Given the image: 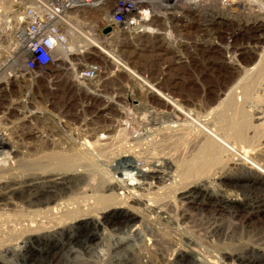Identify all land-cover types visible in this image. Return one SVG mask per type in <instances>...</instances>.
Here are the masks:
<instances>
[{
	"label": "bare ground",
	"instance_id": "1",
	"mask_svg": "<svg viewBox=\"0 0 264 264\" xmlns=\"http://www.w3.org/2000/svg\"><path fill=\"white\" fill-rule=\"evenodd\" d=\"M208 1H201L202 5L206 6L205 8L208 5L209 8H212H210L211 13H209L205 26L207 27L205 32L208 36L207 45L212 42L211 27L220 26L224 23L242 26V30L255 33L256 39L264 40V33L259 34L264 31V0H220L222 4L218 7L215 6L217 0H212L210 3ZM79 41L86 43L84 46H90V48L95 45L99 46L95 38L89 37L87 32L80 30L77 36L68 39L70 52L80 54L87 51H80L82 46L78 44L82 43ZM246 49L248 53L251 51L250 48ZM101 50L106 52L102 48ZM259 51L255 58L257 59L256 62L251 63L248 69L241 68L238 74H242L239 78L246 77V80L242 79L244 80V82L242 81L243 84L236 83L243 94L242 100H248L247 97L254 90L263 89L264 91V82L262 83L264 80V44ZM236 54L234 52L230 57L228 56L229 62L231 61L230 64L237 62ZM116 67L130 72L134 80L144 84L143 86L146 88L142 93L144 99L149 100L150 98L165 103L172 115H184L185 112L180 103L178 104L169 96L163 95L154 86L143 83V80L141 81L136 73L126 68L119 59H117ZM240 80L238 82L242 83ZM258 80L259 82L262 81L258 82L260 86L256 87L255 83ZM230 92L235 94L234 88ZM236 94L238 95V92ZM259 101L261 100L259 99ZM229 102H227L228 106L231 105L230 98ZM261 108L254 112L256 117H252L250 120L257 123L256 128H261V133L264 135V107ZM216 112L214 111V113ZM222 114L220 117L223 119L224 114ZM239 114H241V118H237L235 121L223 119L191 122L196 126H191L196 132L195 137L201 139L202 143L201 146H197L199 149L195 157H191L192 159L180 158L178 160L169 147L170 143H176L180 138L183 140V137L188 135L186 133L187 124L190 122L166 123L165 127L162 126L167 135L162 137L161 141L158 140L159 134L156 133L139 134L129 140L127 144H122L121 148L118 146L116 151L112 152L111 150L110 157L107 158V160L109 159L107 171L98 168L96 163L91 162V159L95 155L106 153L110 146L108 136L116 130L114 127V130L112 127H107L106 130L75 131L76 133L72 134L75 140L68 143L66 141L61 143L59 140L63 137L51 133L45 136L42 135L43 133L38 136V132L19 135L21 139L36 135L43 144L35 146V148L30 146L18 148L17 145L11 143L10 138L7 139V137H3L4 135H0V211H12L16 219H21V223L18 224L19 220L14 221L17 226L14 225L16 227L12 230L16 232L18 242L16 241L17 243H12V245L0 243V252L15 256L18 261H29L30 250L35 248L34 244H46L55 239L59 247L52 255H49L48 249L38 248L39 259L37 264H65L61 260L55 262L54 258L68 241L78 238L75 244L80 250L89 249L90 252H94L101 245L102 248L109 245L107 243L110 240L106 241V245L103 246V239H107L110 231L117 233L124 231V228L132 227L134 231L131 235H134L138 232L141 233L144 226L153 231L151 234L153 239H146V244H149L150 241L154 243L148 245L150 246L149 252H152L151 248L154 249L153 247H159L160 252L169 251V257L166 256L168 259L166 262L163 261L165 264H264V252L261 253V257H258L254 254L259 252L257 251L259 248L256 247L255 252V248H251V250H243L244 252L241 251L239 254H232L234 252L228 254L230 250L225 254L216 251L214 248V255L209 257L210 260L206 259L208 257L204 258L195 252V249L201 245L199 240L194 241L196 236L192 230L193 227H188V221L195 216L194 213L202 214L205 211L208 212L210 218L228 219L229 221L239 218L242 219L240 225L243 228L245 225L247 232L258 236L256 241L261 244L257 245H264V232L256 234L261 230V226L264 227L263 205L255 202L256 200L253 202L247 198L239 199V192L246 193L244 196L255 193L264 197V167L257 164L258 160L256 162L250 160L244 153L230 146L224 140L225 138H220L213 129L217 127L216 123L222 127L229 125L232 127V136L244 140L243 131L250 123L249 118H246L242 112ZM144 118L143 116L142 120ZM206 118L208 119V117ZM261 138L264 136H260L259 139ZM191 139L193 138L191 137ZM220 151L227 153L226 156L219 155L221 154ZM257 152H259V157L263 159L264 139H262ZM171 187H178V190L175 188L177 191L174 192V202L166 198L170 193L167 194L166 191ZM231 191L233 192L231 193ZM176 203H179L181 207L178 208ZM248 220L252 221L248 222ZM186 221L187 225L184 224ZM229 221H227V225L232 228V223ZM153 223L163 224L168 227L167 231L154 230L151 228ZM243 228L241 230H244ZM107 231L109 232L107 233ZM220 231L217 227L213 229L210 238L220 239L222 237ZM232 233L234 234V232ZM131 235L129 236L131 237ZM177 237H180L179 240L185 239V243L181 241L178 244L175 243L172 239L178 240ZM95 238L98 241L93 246L91 242ZM230 238L232 243L240 242L239 239H232L233 235H230ZM125 239L122 240L119 237L118 242L113 243L112 248H110L111 245L105 247L106 250L100 248L99 257L104 258L102 260H107L110 251L113 252L112 249L116 250L118 247L121 248V245H125ZM211 242L214 243L212 240ZM145 249L147 250V248ZM249 251L251 255L246 256ZM78 252L80 253V251ZM257 259H261V261L258 262Z\"/></svg>",
	"mask_w": 264,
	"mask_h": 264
},
{
	"label": "rangeland",
	"instance_id": "2",
	"mask_svg": "<svg viewBox=\"0 0 264 264\" xmlns=\"http://www.w3.org/2000/svg\"><path fill=\"white\" fill-rule=\"evenodd\" d=\"M208 2L210 3L212 0H209ZM220 4H222L220 3V0H217L215 6L218 7ZM205 7L206 6H204V8L201 7L199 11L196 12L197 17L194 21V28L198 41H196V44L192 49V53L188 55L179 54L175 56L174 53H171L170 51L160 53L165 48L158 47L156 44L151 43L143 48H138L134 45V43L128 42L123 38H119L117 51L119 60L131 72L136 73V75L141 78V81L143 80V83L154 86V88L163 93V95L169 96L172 100L178 102V104L180 103L182 110L185 112L184 115H172L165 103L163 104V102L150 98L149 100L144 99V97H142V93H144L143 91L146 89L143 86L144 84L142 85L141 82L134 80L131 77L130 72L123 71L121 68L119 69L116 67L119 70V73H115V75L111 77V72L115 69H111L109 65H104L102 60L98 59L96 55H90L85 57L86 62L95 61L97 59V61L103 66L102 69L105 74L104 77L100 78L93 86L90 85L86 88L75 84L69 70H66L62 65L58 69L47 68L43 71L35 70V72H33L30 76H24L25 73H21L18 74V79H9L10 77H6V79L4 78L3 80L0 79V135H4L3 137H7V139L10 138L9 140L11 143L17 145L18 148L25 146L35 148V146L43 144L36 135L28 136L24 139H21V137L19 138V135L22 133L38 132V136H41L42 133V135L45 136L51 133L53 135L63 137V139L59 137V141L61 143L65 141L68 143L75 140L72 134L78 131L87 129L91 131L92 129L106 130L107 127H114L116 130L113 128V134L111 133L108 136L110 146L106 153L99 154L100 156L95 155L92 158L93 160L91 159V162L94 164L96 163L95 165H97L98 168H102L107 171L109 169L107 166L109 164V159L107 160V158L110 157L109 155L111 150L112 152L116 151L118 146L121 148L122 144H127L129 140L135 138L139 134L146 135L148 133V135H150L151 132L156 133L159 134L158 140L161 141L162 137L167 135V132H165L166 130L164 131L166 123L190 122L187 124V132L185 131L189 136L187 135V138L183 137V140H180L182 139L180 138L176 142L177 144L172 142L169 144L170 146H168L170 147L171 152L176 155L178 160H180V158L186 160L192 159L195 157L196 152L199 149L197 146H201L202 143L201 139L195 137L196 132L193 129L196 126L195 124H191V122L223 119H232L235 121L237 118H241V114L239 113L242 112L246 118H249L250 123V128L248 126L243 131L244 140L234 138L232 136V127L229 125L222 127L217 125L218 123L215 124L214 122L217 126L216 128H213L214 132L220 138H225L224 140H226L230 146L237 149V151L244 153L250 160H254L255 162L258 160L257 164L264 167V158L261 159L259 157V152H257L262 139H264L259 138L264 135L261 133V128H256L257 123L251 122L250 120V118L256 117L254 115L255 111L259 110L262 106L264 107V91L263 89L254 90L251 95L247 97L248 100H242L243 94L241 93L240 87L236 84H243L244 80L242 79L246 80V77L239 78L242 75H238L240 73V69H248L250 68L251 63L256 62L255 60L257 59L255 58L261 51H259V49L260 47H263L264 40L261 41L256 39L254 36L256 35L255 33L242 30V26H234L224 23L220 26L211 27L210 35L212 36V42L207 45L208 36L205 32V29L207 28L205 26L207 25L206 22L208 16L210 15L209 13H211V7L209 8L208 5V10ZM235 27L237 30L239 29V31H237ZM262 33H264V31L259 34ZM79 40L82 41V39ZM81 43L82 44H78L79 46H82L80 51H88L90 46H84L86 43ZM201 46L204 47L200 48ZM246 48H250L251 51L248 53ZM253 50L256 51L254 52ZM234 52L237 53V62H232L233 64H230L231 61L229 62L228 56L230 57V55ZM20 75H23L22 77L24 78ZM239 80L243 82L240 83L238 82ZM258 82L259 80L256 83ZM263 82L264 80L262 83ZM256 83V87H259V83ZM232 88H234L235 94L230 92ZM236 92H238V95ZM222 93H225V96ZM229 98L231 100V105L228 106L227 102H229ZM259 99L261 101H259ZM109 102H111V104H109ZM213 108H215V110H212ZM214 111L217 112L214 113ZM222 113L224 114L223 119L221 118ZM143 116L145 117L144 120H142ZM206 117H208V119ZM162 125H164V127ZM191 126H194L193 129ZM162 127L163 129H161ZM230 134L232 137L229 136ZM191 137L193 139H191ZM220 153L221 154L219 155L222 157L227 154L221 151ZM104 156L108 157L104 159ZM175 188L178 190V187H171V189L168 188L166 191L167 194L170 192L169 195H167L169 198L167 196L166 198L173 202L177 191ZM232 192L233 191H231V193ZM244 195H246V193L239 192V199L247 198L251 201L253 200V202L256 200L255 202L262 204L264 208V197L256 195L255 193L247 194V196ZM175 205L177 207L179 206L178 208L181 207L179 203H176ZM194 214L195 216L188 221L189 224L187 221L184 224L187 223L188 227H193L192 230L196 236L194 241L199 240L198 242L201 247L199 246L195 249V252H198L197 254L202 255L204 258L208 257L206 259L210 260V256H212L214 253L213 251H215L214 248H216V251L218 250V252L225 254L229 250L228 254H231L232 252H234L232 254H239L241 251L244 252L256 247L259 248L257 249L259 252H255V248L254 254L258 257L262 256L261 253L264 252V245L258 246L257 244H261L256 241L258 236L247 232L245 230V225L244 228L240 225L242 219L237 218L229 221L228 219L220 220L218 218H210L208 212L206 211L202 214ZM16 220L19 221L17 222ZM20 220L21 219H16L15 214L12 211H0V243L3 242L4 245H12V243L15 244L17 241V234L12 230L17 226L15 224L16 222L17 224L21 223ZM227 221L232 223V228H229ZM251 221L248 220V222ZM158 224L159 223H153L151 228L160 232L164 230L167 231L168 227H165L163 224ZM257 226L260 225L257 224ZM216 227L221 230L220 232L222 237L220 239L210 238L211 231ZM240 227L244 230H241ZM263 229L264 227L261 226V230H259L256 234L264 232ZM133 231L132 227H129L128 229L124 228V231L117 233L114 231H107V233L109 232V234H111L107 235V239H103V246L106 245V241L110 240L107 244L111 245L110 248H112V246L118 242L119 237L122 238V240L126 238V241H124V243L126 242L125 245H121V248L118 247L116 250L112 249L113 252L110 251L107 260H102L104 258L99 257V250L102 248V245L99 246L100 248L95 249L94 252H90L89 249L80 250V248L77 247V244H75V242L78 241V238L66 242L65 247L57 253L54 260L55 262L61 260V262L65 264H165L164 262H166L169 257V251L160 252L159 247L157 248L152 246L154 249L151 248L152 252L150 253V246L148 245L153 242L150 241L149 244H146V239H153L151 236L153 231L147 227L145 228L144 226L142 230L143 233L141 232L142 234L138 232V234L131 235ZM232 232H234V234ZM83 233L85 234V232ZM229 234L233 235L232 239H239L240 242L232 243L230 241L231 238ZM129 235H131V237ZM177 238L178 240H172L177 244L180 243V241L185 243V239L182 238V240H179L180 237ZM211 240L214 243H212ZM96 241L98 240L95 238L91 244L95 246L97 244ZM56 242L57 241L55 239H52V241L46 243L47 245L45 243L34 244L35 248L30 250L31 253L30 260L28 259L29 261H18L15 256H9V254L7 255L0 252V255H2L0 256L1 263L37 264L39 259L38 248L42 247L43 249L45 248L44 250L48 249L49 255H52V253L57 250V247H59ZM211 245H213V247H211ZM105 247L102 249L106 250ZM144 247L147 248V250ZM78 251H80V253ZM146 251H148V253H146ZM250 255L249 251L246 256ZM2 257L4 258L2 259ZM257 261L259 262L261 259H257Z\"/></svg>",
	"mask_w": 264,
	"mask_h": 264
},
{
	"label": "built area",
	"instance_id": "3",
	"mask_svg": "<svg viewBox=\"0 0 264 264\" xmlns=\"http://www.w3.org/2000/svg\"><path fill=\"white\" fill-rule=\"evenodd\" d=\"M201 1L0 0V79H18L21 73L30 76L35 70L62 65L75 84L93 86L105 73L97 59L86 62L85 57L96 55L115 69L114 76L119 73V38L138 48L151 43L165 48L160 53L188 55L198 41L194 21L204 8ZM80 30L100 47L70 52L68 39Z\"/></svg>",
	"mask_w": 264,
	"mask_h": 264
}]
</instances>
